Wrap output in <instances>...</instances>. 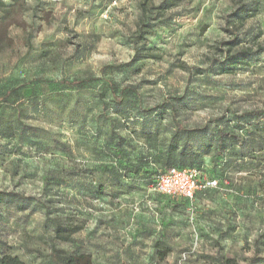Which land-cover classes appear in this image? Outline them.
I'll list each match as a JSON object with an SVG mask.
<instances>
[{
	"label": "rangeland",
	"instance_id": "374dc122",
	"mask_svg": "<svg viewBox=\"0 0 264 264\" xmlns=\"http://www.w3.org/2000/svg\"><path fill=\"white\" fill-rule=\"evenodd\" d=\"M161 1L0 0V190L31 196L0 201V257L58 264L56 247L92 264H264V119L244 116L264 108V50L206 73L237 0ZM258 44L264 0L236 49ZM173 114L213 140L243 137L219 157L204 140L194 167L219 185L192 200L151 190L162 166L142 160ZM55 216L79 227L70 240H54Z\"/></svg>",
	"mask_w": 264,
	"mask_h": 264
},
{
	"label": "trees",
	"instance_id": "16d2710c",
	"mask_svg": "<svg viewBox=\"0 0 264 264\" xmlns=\"http://www.w3.org/2000/svg\"><path fill=\"white\" fill-rule=\"evenodd\" d=\"M176 1L177 0H162L154 9L158 12L169 9L175 5ZM261 2L262 0H237V6L229 15L227 21L229 25L228 31L232 40L221 42L224 48H220V55H223V58L215 57L211 59L206 73L212 70L220 73L231 71L257 51L264 50V46L261 44L257 45V50L250 46H240L236 49V46L239 44L241 27L245 24L246 19L254 16L259 11ZM145 7V11H148L147 5H145ZM121 66H126V64H121ZM82 81L83 80H74L71 84L78 85L82 83ZM109 84L112 85L111 82H109ZM115 101L119 104L121 103L117 98ZM172 108L174 110L175 106ZM244 116L248 117V119L257 118L258 120H263L264 108L245 112ZM173 120L175 121L176 127L172 131L170 138L162 142V148H160L157 142H152V138L155 136L150 135L148 137V148L150 151L143 156L142 160L154 164L160 163L162 166V170L150 180V186L156 182L160 174L166 172L171 167H194L196 164L200 163L203 155L208 153V151L204 150L201 146L204 140H209L207 143L208 146H214L215 151L213 155L215 157H219L223 154L225 150V141L227 139L233 138L238 142L243 141V137L239 133L226 131L224 128H218L216 137L213 140L209 125L189 127L181 123L176 118L175 114H173ZM219 120V117H214L209 120V122L218 125ZM203 172L206 173L205 171ZM28 198H31V196L16 191L0 190V201L24 200ZM52 220L54 223V240L68 241L71 239L72 234L79 230L78 226L64 225L56 216L53 217ZM53 252L58 264H92L90 255L86 253L62 255L61 251L56 247L53 248ZM257 258V255L249 258L247 264H253ZM0 264L26 263L17 255L4 254L0 257Z\"/></svg>",
	"mask_w": 264,
	"mask_h": 264
},
{
	"label": "built area",
	"instance_id": "2783aa9c",
	"mask_svg": "<svg viewBox=\"0 0 264 264\" xmlns=\"http://www.w3.org/2000/svg\"><path fill=\"white\" fill-rule=\"evenodd\" d=\"M219 185V180L196 167H171L160 174L151 190L168 196L194 199L197 192Z\"/></svg>",
	"mask_w": 264,
	"mask_h": 264
}]
</instances>
